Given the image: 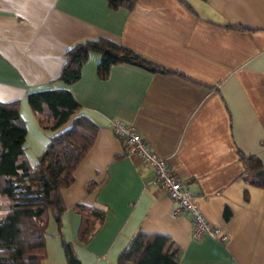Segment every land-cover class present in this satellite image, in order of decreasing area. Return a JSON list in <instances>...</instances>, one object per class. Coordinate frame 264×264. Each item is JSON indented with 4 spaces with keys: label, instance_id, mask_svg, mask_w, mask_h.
Returning a JSON list of instances; mask_svg holds the SVG:
<instances>
[{
    "label": "crops",
    "instance_id": "1",
    "mask_svg": "<svg viewBox=\"0 0 264 264\" xmlns=\"http://www.w3.org/2000/svg\"><path fill=\"white\" fill-rule=\"evenodd\" d=\"M98 37L164 71L116 63L101 78L92 51L76 82L59 80L65 51ZM49 89H67L98 131L61 190L60 227L49 215L40 264H68L63 241L81 264H117L138 231L171 239L178 264H264V188L243 178L240 157L264 165V0H135L130 10L106 0H0V101L18 102L30 165L54 133L40 126L27 94ZM114 119L166 160L224 241L191 236L190 216L174 211L139 157L124 153ZM76 203L104 210L84 243ZM5 205L0 195V215Z\"/></svg>",
    "mask_w": 264,
    "mask_h": 264
},
{
    "label": "trees",
    "instance_id": "2",
    "mask_svg": "<svg viewBox=\"0 0 264 264\" xmlns=\"http://www.w3.org/2000/svg\"><path fill=\"white\" fill-rule=\"evenodd\" d=\"M110 9L130 10L135 0H106ZM100 58L97 74L104 78L111 65L123 63L149 71L163 68L124 45L106 38H86L71 45L57 78L76 82L90 52ZM27 101L40 126L53 132L37 162L30 165L23 156L25 127L18 102L0 101V195L6 200L0 215V264H40L45 257L44 234L49 215L59 223L65 209L61 190L73 180V171L91 148L98 126L80 113V105L67 89L30 92ZM69 122V126L61 129ZM243 178L264 188V165L254 155H241ZM93 183H86L87 190ZM80 215L77 238L84 243L103 218L104 210L76 203ZM224 217L229 211L224 209ZM68 264H81L68 242L63 241ZM180 248L168 237L138 231L118 255L117 264H178Z\"/></svg>",
    "mask_w": 264,
    "mask_h": 264
},
{
    "label": "built area",
    "instance_id": "3",
    "mask_svg": "<svg viewBox=\"0 0 264 264\" xmlns=\"http://www.w3.org/2000/svg\"><path fill=\"white\" fill-rule=\"evenodd\" d=\"M111 132L124 145V153L136 155L142 163L152 171V183L160 186L167 196L173 200L174 211H184L190 216L192 224L191 236L198 239L203 235H209L219 241H224L226 235L209 223L193 201L192 193L187 184L180 180L166 160L159 157L150 147L149 143L135 130V128L120 120L111 122Z\"/></svg>",
    "mask_w": 264,
    "mask_h": 264
}]
</instances>
